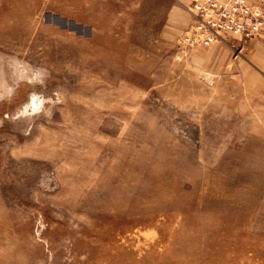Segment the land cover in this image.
Here are the masks:
<instances>
[{
	"label": "rangeland",
	"instance_id": "374dc122",
	"mask_svg": "<svg viewBox=\"0 0 264 264\" xmlns=\"http://www.w3.org/2000/svg\"><path fill=\"white\" fill-rule=\"evenodd\" d=\"M192 22L0 0V54L50 73L0 103V264H264V31L184 48ZM34 90L61 102L27 131L5 117Z\"/></svg>",
	"mask_w": 264,
	"mask_h": 264
},
{
	"label": "built area",
	"instance_id": "2783aa9c",
	"mask_svg": "<svg viewBox=\"0 0 264 264\" xmlns=\"http://www.w3.org/2000/svg\"><path fill=\"white\" fill-rule=\"evenodd\" d=\"M193 15L181 35L184 48L208 46L222 34L250 37L264 31V11L247 0H189Z\"/></svg>",
	"mask_w": 264,
	"mask_h": 264
},
{
	"label": "clouds",
	"instance_id": "9594fccd",
	"mask_svg": "<svg viewBox=\"0 0 264 264\" xmlns=\"http://www.w3.org/2000/svg\"><path fill=\"white\" fill-rule=\"evenodd\" d=\"M49 76L50 73L45 67L32 65L16 55L0 54V103H11L21 84H29L33 89L37 86L43 89ZM54 95L61 94L57 92ZM59 102L61 101L58 99L54 100L46 96L43 91L34 90L29 94L28 99L5 119L13 123L21 121L27 127V131H30V126L36 119L41 117L51 119L54 114L53 109ZM2 123L3 121H0V125Z\"/></svg>",
	"mask_w": 264,
	"mask_h": 264
},
{
	"label": "bare ground",
	"instance_id": "6f19581e",
	"mask_svg": "<svg viewBox=\"0 0 264 264\" xmlns=\"http://www.w3.org/2000/svg\"><path fill=\"white\" fill-rule=\"evenodd\" d=\"M17 17H18V15H17ZM15 24V23H14ZM30 25V24H29ZM9 29V28H8ZM27 30H28V28H27ZM7 31V30H6ZM165 137V136H164ZM176 146V145H175ZM178 146V145H177ZM175 157V156H174ZM181 169V168H180ZM171 171V170H170ZM171 173V172H170ZM168 178V177H167ZM145 191V190H144ZM169 200V199H168ZM241 200V199H240ZM166 201V200H165ZM145 208V207H144ZM147 209V208H146ZM142 211V210H141ZM198 214V213H197ZM249 226V225H248Z\"/></svg>",
	"mask_w": 264,
	"mask_h": 264
}]
</instances>
